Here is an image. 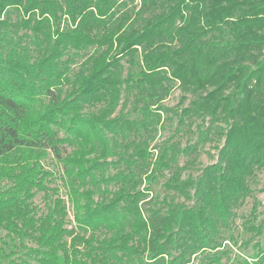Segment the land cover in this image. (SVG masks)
Returning a JSON list of instances; mask_svg holds the SVG:
<instances>
[{
	"label": "trees",
	"instance_id": "1",
	"mask_svg": "<svg viewBox=\"0 0 264 264\" xmlns=\"http://www.w3.org/2000/svg\"><path fill=\"white\" fill-rule=\"evenodd\" d=\"M262 170L264 0H0V264H231ZM256 210L236 264H264Z\"/></svg>",
	"mask_w": 264,
	"mask_h": 264
},
{
	"label": "rangeland",
	"instance_id": "2",
	"mask_svg": "<svg viewBox=\"0 0 264 264\" xmlns=\"http://www.w3.org/2000/svg\"><path fill=\"white\" fill-rule=\"evenodd\" d=\"M180 98H181V93L178 89V86L174 84L170 94L161 103L166 107H174L178 105ZM164 116L166 117V115ZM167 116H170V114H167ZM174 127H175V119L173 118V121L171 122V126L170 124L168 125V122H167L165 129L157 133L152 143V146L161 143L166 138H169L172 134V130ZM192 128L194 127H191V129ZM191 137L192 135L190 134L184 135L181 138L175 137L174 141L179 142L180 147H184L188 143H193L194 139H191ZM222 142L223 141L217 142V147H220L222 145ZM68 152H69V148L62 149V155ZM193 159H194V156L193 157L181 156L178 160V165L179 166L185 165L186 161H191ZM49 160H52V159H49ZM216 160H217V149L214 148V144L207 143L203 145L198 150L197 158L193 161L192 164H189L191 167L182 173L183 178H187L188 176L195 178L197 175L201 173V170L204 167L210 164H213ZM50 165L51 166L49 167L51 169H55L56 166L54 163ZM169 175L170 173L165 172V177L161 178L156 184L153 185L151 193L149 194V198L161 200L165 196L167 191L163 188L162 183H164L165 179ZM54 185L60 186L61 185L60 181L59 180L56 181ZM249 186L251 190L253 191V194L245 200L244 204L241 207L235 210L236 218L234 221L235 223H234L233 234L236 237V244H233L232 241H229V242H225L222 247L223 251H227L228 253L227 257L229 259L228 262L231 264H236V258L240 257V255L248 256L252 253L251 244H249L248 246H243V244H241L244 239H242L240 234H241L242 223L246 219H248V217L250 216V213H251V210L254 204H257V210H256L257 212L256 215L258 216L257 221L259 222L264 219V170L256 172L254 180L253 182H249ZM59 190H60L59 195L63 197L64 199H66L63 188L59 187ZM170 197H174L175 202H182V203H185L186 205L192 204L191 201L190 202L184 201L183 198L175 194H170ZM43 202H44L43 199H41L40 196L38 195L35 199V203L39 205L40 207H42ZM67 207H68V218L67 219L69 221L68 226L70 228V226L73 224V222L71 223L72 210L70 208V205L67 204ZM29 245H32V244L29 243ZM200 256H202V254H200ZM226 261H227L226 256H223L221 262L225 263ZM192 263L196 264L197 259H192Z\"/></svg>",
	"mask_w": 264,
	"mask_h": 264
}]
</instances>
